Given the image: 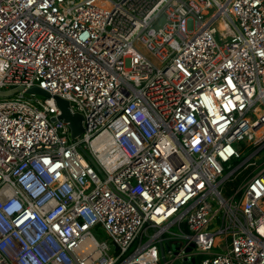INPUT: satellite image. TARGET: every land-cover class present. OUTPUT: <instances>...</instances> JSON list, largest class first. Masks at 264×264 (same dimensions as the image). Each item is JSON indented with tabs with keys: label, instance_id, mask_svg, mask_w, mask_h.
Segmentation results:
<instances>
[{
	"label": "built area",
	"instance_id": "2783aa9c",
	"mask_svg": "<svg viewBox=\"0 0 264 264\" xmlns=\"http://www.w3.org/2000/svg\"><path fill=\"white\" fill-rule=\"evenodd\" d=\"M17 88L0 264H264V0H0V91Z\"/></svg>",
	"mask_w": 264,
	"mask_h": 264
},
{
	"label": "water",
	"instance_id": "95a60500",
	"mask_svg": "<svg viewBox=\"0 0 264 264\" xmlns=\"http://www.w3.org/2000/svg\"><path fill=\"white\" fill-rule=\"evenodd\" d=\"M164 23H165V18L162 17L160 23L158 25H156V28L158 29V28L162 27V25ZM21 90H22V88H17L15 90L7 91V92L0 91V95L10 96V95L14 94L15 92H20ZM28 94H35V95H40L43 97H50V94L47 91H45L39 87H34V88L28 90ZM54 99L57 103L58 108L61 111V115L58 117V120L68 123L70 126V129H71V138L72 139L77 138L79 135H81L83 133V125H82L83 117H82V115L71 113L69 101L62 99L58 96H55ZM182 243H183L182 240L177 239V240H175L173 246L170 247V249H168V250H172L175 255H178L181 251L182 246H183ZM193 249H195V243H191L190 246H188V248L186 249L185 253H190ZM162 253H163V251H162ZM176 261H180L181 264H199V258H197V257H191L190 258L187 256L184 258H178V259H176Z\"/></svg>",
	"mask_w": 264,
	"mask_h": 264
},
{
	"label": "rangeland",
	"instance_id": "374dc122",
	"mask_svg": "<svg viewBox=\"0 0 264 264\" xmlns=\"http://www.w3.org/2000/svg\"><path fill=\"white\" fill-rule=\"evenodd\" d=\"M242 145H244V143H243ZM93 232H94L95 236H96L100 241H108V242H110L109 239H108V237L105 235L104 232H101V230H94ZM177 232H178V228H177L176 226L173 227V228L171 229V233L176 234ZM166 236H169V237H170L171 235H166ZM171 237H172V236H171ZM112 249H113V251H111V255L116 256V253H114V247H113ZM166 256H167V259H168V260H171V259H172V258L169 256V253H168L167 250H166ZM161 264H163V262H162ZM175 264H181V262H180V261H176Z\"/></svg>",
	"mask_w": 264,
	"mask_h": 264
},
{
	"label": "bare ground",
	"instance_id": "6f19581e",
	"mask_svg": "<svg viewBox=\"0 0 264 264\" xmlns=\"http://www.w3.org/2000/svg\"><path fill=\"white\" fill-rule=\"evenodd\" d=\"M218 30L219 31H221V32H223V31H225L226 30V25H225V23H224V21L222 20V19H220L219 21H218ZM98 141H96L95 143H97ZM101 147V146H100Z\"/></svg>",
	"mask_w": 264,
	"mask_h": 264
},
{
	"label": "flooded vegetation",
	"instance_id": "af4514ba",
	"mask_svg": "<svg viewBox=\"0 0 264 264\" xmlns=\"http://www.w3.org/2000/svg\"><path fill=\"white\" fill-rule=\"evenodd\" d=\"M199 264H200V261H199Z\"/></svg>",
	"mask_w": 264,
	"mask_h": 264
}]
</instances>
